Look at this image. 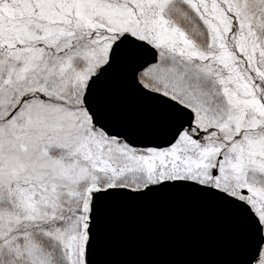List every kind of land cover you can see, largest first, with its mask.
Segmentation results:
<instances>
[{
    "label": "snow or ice",
    "instance_id": "snow-or-ice-1",
    "mask_svg": "<svg viewBox=\"0 0 264 264\" xmlns=\"http://www.w3.org/2000/svg\"><path fill=\"white\" fill-rule=\"evenodd\" d=\"M169 200L221 251L119 256ZM0 264H264V0H0Z\"/></svg>",
    "mask_w": 264,
    "mask_h": 264
},
{
    "label": "water",
    "instance_id": "water-1",
    "mask_svg": "<svg viewBox=\"0 0 264 264\" xmlns=\"http://www.w3.org/2000/svg\"><path fill=\"white\" fill-rule=\"evenodd\" d=\"M110 228L112 248L122 258L186 259L221 251L213 215L181 200L125 208L110 220Z\"/></svg>",
    "mask_w": 264,
    "mask_h": 264
}]
</instances>
